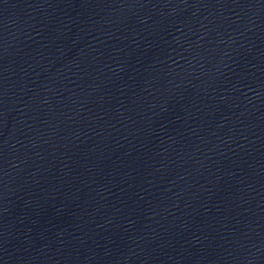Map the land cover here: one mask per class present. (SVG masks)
I'll return each mask as SVG.
<instances>
[{
  "label": "water",
  "instance_id": "1",
  "mask_svg": "<svg viewBox=\"0 0 264 264\" xmlns=\"http://www.w3.org/2000/svg\"><path fill=\"white\" fill-rule=\"evenodd\" d=\"M0 264H264L263 0H0Z\"/></svg>",
  "mask_w": 264,
  "mask_h": 264
}]
</instances>
